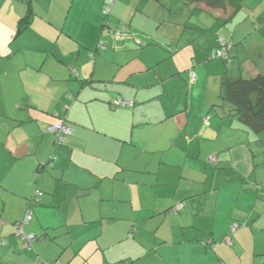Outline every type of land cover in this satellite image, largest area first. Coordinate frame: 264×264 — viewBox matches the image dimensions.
Returning a JSON list of instances; mask_svg holds the SVG:
<instances>
[{"label":"crops","instance_id":"obj_1","mask_svg":"<svg viewBox=\"0 0 264 264\" xmlns=\"http://www.w3.org/2000/svg\"><path fill=\"white\" fill-rule=\"evenodd\" d=\"M105 1L0 0V264H264V128L221 106L264 72V0Z\"/></svg>","mask_w":264,"mask_h":264},{"label":"trees","instance_id":"obj_2","mask_svg":"<svg viewBox=\"0 0 264 264\" xmlns=\"http://www.w3.org/2000/svg\"><path fill=\"white\" fill-rule=\"evenodd\" d=\"M190 1L202 2L212 9L229 8L231 9L232 14H235L243 5V0H190ZM109 2L110 1L107 0L105 1L104 8L106 7L107 4H110ZM114 2L115 1H113V3ZM104 8H103V14L105 16H108L111 12V8L107 14L104 13ZM32 14H33L32 10L30 9L27 12V14L21 18L18 32L23 31L30 24ZM229 42L232 43L233 46L229 51L228 58L220 57L224 61L230 60L231 51L236 47L235 43H233L232 41ZM218 48L210 52V58L212 59L219 58L218 56L213 57V54L218 50ZM222 98L224 103H222L221 106L225 107V105H227V112L230 113V115L236 116L244 120L247 124H249L250 126L256 129L264 128V72H258L249 77L240 76L237 79H228L226 83L225 94L222 96ZM40 199L41 197L39 198L37 204L39 203ZM37 204L31 205V208L33 209V215ZM29 207H30V201L28 200L27 210L29 209ZM31 223L32 220L29 224ZM28 234H33V233H28ZM35 236L37 237L38 240V236L37 235Z\"/></svg>","mask_w":264,"mask_h":264},{"label":"built area","instance_id":"obj_3","mask_svg":"<svg viewBox=\"0 0 264 264\" xmlns=\"http://www.w3.org/2000/svg\"><path fill=\"white\" fill-rule=\"evenodd\" d=\"M107 1H110L109 2L110 4H107L106 7L104 8V13H106V14L109 12V10L111 8V4L113 3L114 0H107ZM232 46H233L232 43H230L228 41H224L222 39L220 47L213 54V57L218 56V57L228 58L229 51L232 48ZM191 73H192V79L195 80L197 78L196 73L194 71H192ZM117 102L118 103H121V102L123 103L122 99H119ZM49 129H50L51 132L58 134V141H60V142L63 141V137L60 135L62 132L70 133V129L67 126H65L64 123L51 125ZM215 159L216 158L214 156L210 157V161L211 162H214ZM42 195H43V191H41V190H36L35 191L34 196L29 199L30 207L27 210L26 217H25L24 221L17 223V225H18V235L21 237L22 241L24 242V247L26 249H28V250L33 249V244L37 240V237L35 235H33V234L26 233L24 231V226L26 224H29L31 222V220H32L33 209L31 208V205L37 204L39 198ZM182 208H183V205L180 204V205L176 206L173 210H174V212H177V211H179ZM235 229H236V225H233L232 226V230H235ZM53 264H62V263L60 261H56Z\"/></svg>","mask_w":264,"mask_h":264},{"label":"rangeland","instance_id":"obj_4","mask_svg":"<svg viewBox=\"0 0 264 264\" xmlns=\"http://www.w3.org/2000/svg\"><path fill=\"white\" fill-rule=\"evenodd\" d=\"M218 59V58H217ZM219 59H221L220 57H219ZM197 75V74H196ZM264 133V132H263ZM260 141H261V143L264 145V139H260ZM263 154H264V152L261 154V155H258L257 157H256V159H258L259 161H262L263 159H264V156H263ZM36 176H38V173H36ZM40 190V189H39Z\"/></svg>","mask_w":264,"mask_h":264}]
</instances>
